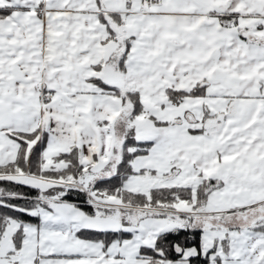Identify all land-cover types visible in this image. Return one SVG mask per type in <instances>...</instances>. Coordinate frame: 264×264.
<instances>
[{
    "label": "snow or ice",
    "instance_id": "6c2138e0",
    "mask_svg": "<svg viewBox=\"0 0 264 264\" xmlns=\"http://www.w3.org/2000/svg\"><path fill=\"white\" fill-rule=\"evenodd\" d=\"M0 264H264V0H0Z\"/></svg>",
    "mask_w": 264,
    "mask_h": 264
}]
</instances>
